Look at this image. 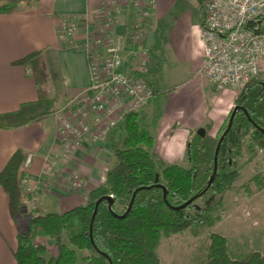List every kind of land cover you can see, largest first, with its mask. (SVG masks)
<instances>
[{
	"label": "crops",
	"instance_id": "0c3cea01",
	"mask_svg": "<svg viewBox=\"0 0 264 264\" xmlns=\"http://www.w3.org/2000/svg\"><path fill=\"white\" fill-rule=\"evenodd\" d=\"M153 1L143 20L144 41L151 55L149 81L154 88H161L165 101L161 103L154 96L139 118L153 135L152 151L159 166L189 167V140L199 128H205L211 136L220 130L230 112L228 102L233 100L235 89L231 86L217 90L200 73L204 63V11L179 7L182 0ZM116 7L119 14L113 30L128 40L140 12L129 0H31L22 1L11 12L0 13V114L38 98L30 69L17 63L37 51L54 49L59 56L66 96L60 99L56 110L85 90L91 82L85 49L87 25L93 17H105ZM68 17L77 20L78 29L73 35L62 37L59 26ZM168 63L173 64L176 75L183 77L170 89L161 87L160 79ZM56 110L32 124L0 128V172L18 149L32 155L30 166H23L29 185L48 182L49 187L41 191V203L43 197L51 195L65 212L85 204L89 192L106 180L115 164L114 148L123 145L125 134L119 126L106 141H87L68 151ZM74 180H80L82 187L75 188ZM30 198L31 194L25 196L27 207L20 219L24 218L26 224L21 229L11 217L9 197L0 184V264H17L14 253L19 245V230H28Z\"/></svg>",
	"mask_w": 264,
	"mask_h": 264
},
{
	"label": "trees",
	"instance_id": "16d2710c",
	"mask_svg": "<svg viewBox=\"0 0 264 264\" xmlns=\"http://www.w3.org/2000/svg\"><path fill=\"white\" fill-rule=\"evenodd\" d=\"M22 1L31 0H0V13L11 12ZM17 63L30 69L38 98L23 103L15 111L1 113L0 128L14 129L40 121L52 114L66 96L59 56L54 49L34 52ZM236 106L240 109L228 131L233 110L218 136L206 131L204 136L197 133L189 140V167L159 166L152 151L153 135L140 122L139 112L128 114L121 125L125 134L123 145L114 148L115 164L107 172L106 180L89 192L83 205L61 213L30 215L28 230H19V245L14 253L17 264H159L157 248L163 235L212 225L220 219V214L214 213L238 179V158L246 139L250 140V148L264 147L262 82L252 81L244 86L236 98ZM223 134L217 172L207 188ZM26 156L18 149L0 172V184L9 197L10 214L17 225L27 207L25 196L29 195L21 183L26 176L23 169ZM258 179L260 189L264 180ZM134 194L131 210L121 216L127 212ZM110 195L112 210L108 200L102 199L91 226L96 202ZM39 235L44 241H37ZM64 235L68 242L63 241ZM210 239L204 264H264L261 251L233 258L225 235L212 232ZM50 246L57 247L56 254L50 251Z\"/></svg>",
	"mask_w": 264,
	"mask_h": 264
},
{
	"label": "built area",
	"instance_id": "2783aa9c",
	"mask_svg": "<svg viewBox=\"0 0 264 264\" xmlns=\"http://www.w3.org/2000/svg\"><path fill=\"white\" fill-rule=\"evenodd\" d=\"M129 1L140 11L129 41L114 30L100 33L87 25L90 85L55 112L68 151L87 141H106L128 114L139 112L155 96L146 77L151 55L143 26L154 1ZM115 13L119 14L117 7L109 15ZM77 29L78 22L71 17L59 26L62 37L73 35ZM201 35L204 63L200 73L211 86L224 90L243 88L252 81L264 83V0H204ZM257 152L264 158V147H257ZM31 162L32 155H28L23 166L28 168ZM21 183L31 194L32 210L38 211L41 191L49 187L48 182L31 187L24 177ZM72 184L82 187L80 180Z\"/></svg>",
	"mask_w": 264,
	"mask_h": 264
},
{
	"label": "rangeland",
	"instance_id": "374dc122",
	"mask_svg": "<svg viewBox=\"0 0 264 264\" xmlns=\"http://www.w3.org/2000/svg\"><path fill=\"white\" fill-rule=\"evenodd\" d=\"M179 7L195 8L202 13L204 0H182ZM117 16L118 14L115 13L105 17L102 14L93 17L89 20L90 28L100 33L109 32L117 23L118 19L115 18ZM149 75L148 70L146 74L148 80L151 79ZM160 79L161 87L170 89L175 83L181 82L183 77L176 75L175 67L168 63L163 68ZM233 88L235 89L233 100L228 102L230 112L236 106V98L243 89ZM154 90L155 97H159L161 103L164 102L165 98L161 88L156 85ZM143 110L144 108L139 111L142 115L144 114ZM219 131L213 137L218 136ZM249 144L250 140L246 139L242 147V154L238 158L240 171L238 179L225 193L222 206L214 213L220 214V219L212 225L205 224L169 236L163 235L157 248L159 264H204L209 253L212 232L220 233L228 238L229 250L233 258L245 257L255 250L264 253V187L259 189L258 184V178L264 180V158L258 154L255 147L250 148ZM57 206V199L49 195L43 197L38 211H33L31 208V211L28 209V212H31V215L47 214V212L61 213V209ZM25 224V219L21 218L19 220L20 228L23 229ZM37 241L42 242L44 238L39 235ZM63 241L68 242L65 235ZM57 250L56 246H50L52 253L56 254Z\"/></svg>",
	"mask_w": 264,
	"mask_h": 264
},
{
	"label": "water",
	"instance_id": "95a60500",
	"mask_svg": "<svg viewBox=\"0 0 264 264\" xmlns=\"http://www.w3.org/2000/svg\"><path fill=\"white\" fill-rule=\"evenodd\" d=\"M262 85H263V87H264V83H262ZM239 109H240L239 106H235V107L233 108V112H232V114H231V116H230L229 123H228V126H227L226 131H228V130L232 127L233 122H234V117H235V115H236V113H237V111H238ZM197 133L200 134L201 136H204V135L206 134V130H205V128H199V129L197 130ZM224 136H225V134H223V135L221 136V138H220V140H219V142H218L217 148H216L215 158H214V159H215V169H214V173L212 174V176H211V178H210V181H209V184H208L207 188H208V187L212 184V182L214 181L215 174H216V172H217L218 155H219L220 146H221V143H222V141H223ZM154 186H156V185H154ZM154 186H152V187H154ZM207 188L205 189V191L207 190ZM164 195H166V187H164ZM134 198H135V194H134V196H133V198H132V200H131V203H130V205H129V207H128L127 212H126L125 214L121 215V216H125V215L131 210V207H132V204H133ZM102 199H106V200H108V202H109V208L112 210L113 197L110 195V196H106V197L100 198V199L96 202V208H95V211H94V214H93V217H92L91 226L93 225V222H94V219H95V216H96V213H97L98 205H99V203L102 201ZM192 201H193V199H191V200H190L189 202H187V203H190V202H192Z\"/></svg>",
	"mask_w": 264,
	"mask_h": 264
}]
</instances>
